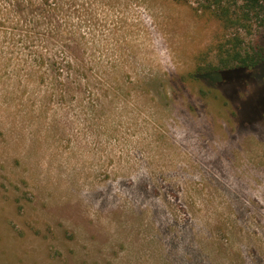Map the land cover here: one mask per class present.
<instances>
[{"label": "rangeland", "instance_id": "obj_1", "mask_svg": "<svg viewBox=\"0 0 264 264\" xmlns=\"http://www.w3.org/2000/svg\"><path fill=\"white\" fill-rule=\"evenodd\" d=\"M80 3L78 63L0 33V264H264V78L196 76L264 48L263 13Z\"/></svg>", "mask_w": 264, "mask_h": 264}, {"label": "trees", "instance_id": "obj_2", "mask_svg": "<svg viewBox=\"0 0 264 264\" xmlns=\"http://www.w3.org/2000/svg\"><path fill=\"white\" fill-rule=\"evenodd\" d=\"M80 1L83 0H0V33H9L13 44L28 48L31 62L40 65L45 61L78 63L83 58L79 52L85 49L84 35L74 26L71 17L73 12H81ZM242 2L247 16L256 9L264 16V0ZM231 61L237 63L231 65ZM224 62V66L200 71L196 76L212 78L218 84L229 82L225 77L236 71L246 73V84L262 82L264 78V74L260 75L264 67V48L245 54L237 51Z\"/></svg>", "mask_w": 264, "mask_h": 264}]
</instances>
